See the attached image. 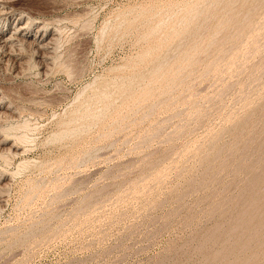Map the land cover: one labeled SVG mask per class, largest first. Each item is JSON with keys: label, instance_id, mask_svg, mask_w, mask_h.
<instances>
[{"label": "rangeland", "instance_id": "rangeland-1", "mask_svg": "<svg viewBox=\"0 0 264 264\" xmlns=\"http://www.w3.org/2000/svg\"><path fill=\"white\" fill-rule=\"evenodd\" d=\"M12 1L0 264H264V0Z\"/></svg>", "mask_w": 264, "mask_h": 264}, {"label": "bare ground", "instance_id": "bare-ground-1", "mask_svg": "<svg viewBox=\"0 0 264 264\" xmlns=\"http://www.w3.org/2000/svg\"><path fill=\"white\" fill-rule=\"evenodd\" d=\"M2 1H3V0H2ZM11 1H12V0H11ZM216 1L218 2V0H216ZM12 2H13V1H12ZM217 2H216V3H217ZM5 3H6V0H5ZM221 3H222V2H221ZM8 4H9V3H7V7H8ZM232 4H233V3H232ZM252 4H253V3H252ZM262 4H263V3H262ZM0 5L2 6L3 3H2V4L0 3ZM4 5H5V4H4ZM10 5H12V3H11ZM217 5H218V4H217ZM217 5H216V7H217ZM13 6H14V5H12V7H13ZM230 6H231V5H230ZM263 6H264V5H263ZM10 7H11V6H10ZM10 7H9V8H10ZM12 7H11V8H12ZM14 7H15V6H14ZM14 7H13V8H14ZM252 7H253V6H252ZM13 8H12V11H13ZM208 8H209V7H208ZM3 9H4V7H3ZM15 9H17V8H15ZM15 9H14V10H15ZM230 9H231V8H230ZM258 9H259V8H258ZM0 10H1V9H0ZM7 10H8V8H7ZM246 10H247V9H246ZM3 11H6V10L4 9ZM8 11H11V10L9 9ZM208 11H209V10H208ZM250 11H251V10H250ZM0 12H2V11H0ZM17 12H18V11H17ZM211 12H212V11H211ZM241 12H242V11H241ZM247 12H248V11H247ZM209 13H210V12H209ZM239 13H240V12H239ZM243 13H244V12H243ZM3 14H4V13H3ZM3 14L1 13L0 15H3ZM20 14L22 15L23 13H20ZM234 14H235V12H234ZM237 14H238V13H237ZM250 14H251V12H250ZM253 14H254V12H253ZM25 15H26V14H24V16H25ZM210 15H211V14H210ZM210 15H209V16H210ZM17 16H19V15H17ZM28 16H29V15H28ZM227 16H228V15H227ZM227 16H226V17H227ZM243 16H244V15H243ZM228 17H230V16H228ZM228 17H227V19L230 20ZM232 17H233V16H232ZM232 17H230V18H232ZM235 17H236V16H235ZM3 18H4V17H3ZM28 18H29V17H27V20H28ZM236 18H237V17H236ZM248 18H250V17H248ZM253 18H255V17H253ZM253 18H252V19H253ZM0 19H1V18H0ZM240 19H241V18H240ZM17 20H18V19H17ZM31 20H32V19H31ZM203 20H204V18H203ZM221 20H222V19H221ZM237 20H238V19H237ZM3 21H4V20H3ZM23 21H24V20H22V22H23ZM28 21H30V20H28ZM32 21H33V20H32ZM32 21H31V22H32ZM222 21H223V20H222ZM230 21H231V20H230ZM244 21H246V20H244ZM24 22H25V21H24ZM220 22H221V21H220ZM224 22H225V21H224ZM226 22H227V21H226ZM237 22H238V21H237ZM246 22H247V21H246ZM246 22H245V23H246ZM13 23H14V22H13ZM26 23H28V22L26 21ZM26 23H23V24H26ZM36 23H37V22H36ZM227 23H228V22H227ZM232 23H233V22H232ZM4 24H5V23H4ZM23 24L20 23V24L17 25L15 28H14V27H12V28H13L14 30H21V28H22L21 25H23ZM221 24H224V23H221ZM0 25H1V24H0ZM201 25H202V24H201ZM217 25H219V23H218ZM217 25H216V26H217ZM227 25H228V24H227ZM243 25H244V24H243ZM245 25H246V24H245ZM5 26H6V25H5ZM24 26H25V25H23V27H24ZM238 26H239V25H238ZM221 27H222V26H221ZM223 27H224V26H223ZM228 27H229V26H228ZM241 27H242V26H241ZM247 27H248V26H247ZM226 28H227V27H226ZM248 28H249V27H248ZM221 29H222V28H221ZM230 29H231V28H230ZM240 29H241V28H240ZM2 30H4V29H2ZM11 30H12V29H11ZM55 30H56V29H55ZM241 30H242V29H241ZM4 31H5V30H4ZM238 31H239V30H238ZM6 32H7V31H6ZM16 32H17V31H16ZM233 32H234V31H233ZM2 33H3V31H2ZM11 33H12V32H11ZM216 33H217V32H216ZM236 33L238 34V32H236ZM236 33H235V34H236ZM244 33H245V32H244ZM249 33H250V32H249ZM4 34H5V33H4ZM7 34H8V33H7ZM232 34H233V33L231 32L230 35H232ZM12 35H13L15 38H17L16 35H14L13 33H12ZM12 35H9V37L12 36ZM20 35H21V34H20ZM35 35H36V34H35ZM238 35H239V34H238ZM4 36H5V35H4ZM4 36H3V37H4ZM13 36H12V37H13ZM33 36H34V35H33ZM51 36H52V35H50V38H51ZM228 36H229V35H228ZM256 36H257V35H256ZM256 36H255V37H256ZM259 36H260V35H259ZM5 37H6V36H5ZM5 37L3 38L4 41H5V39L8 38V35H7L6 38H5ZM18 37H20V36H18ZM39 37H40V39H42V33H40V34L38 35V38H39ZM48 37H49V36H48ZM48 37H47V38H48ZM217 37H218V36H217ZM217 37H216V38H217ZM235 37H236V36H235ZM255 37H254V38H255ZM257 37H258V36H257ZM15 38H14L13 40H15ZM22 38H23V37H22ZM225 38H226V37H225ZM231 38H232V37H231ZM258 38H260V37H258ZM9 39H10V38H9ZM11 39H12V38H11ZM11 39H10V40H11ZM17 39H19V38H17ZM17 39H16V42H17ZM27 39H28V38H27ZM27 39H26V40H27ZM31 39H32V38H31ZM44 39H45V38H44ZM229 39H230V38H229ZM261 39H262V38H261ZM263 39H264V38H263ZM24 40H25V39H24ZM50 40H51V39H50ZM50 40H49V41H50ZM225 40H226V39H225ZM227 40H228V39H227ZM252 40H253V39H252ZM254 40H255V39H254ZM258 40H259V39H258ZM258 40H257V41H258ZM21 41H22V39H21ZM216 41H217V40H216ZM223 41H224V40H223ZM228 41H229V40H228ZM2 42H3V41H2ZM2 42H0V43H2ZM19 42H20V40H19ZM24 42H26V41H24ZM39 42H40V41H39ZM47 42H48V41H46V43H47ZM214 42H215V40H214ZM260 42H261V41H260ZM5 43H7V42H5ZM13 43H14V42H13ZM26 43H27V42H26ZM36 43H37V42H36ZM200 43H201V42H200ZM204 43H205V42H204ZM231 43H232V42H231ZM29 44H30V43H29ZM32 44H33V42H32ZM34 44H35V41H34ZM41 44H42V42H41ZM43 44H44V43H43ZM47 44H48V43H47ZM210 44H211V43H210ZM215 44H216V43H215ZM240 44H241V43H240ZM254 44H255V43H254ZM0 45H1V44H0ZM5 45H6V44H5ZM37 45H40V43H39V44H36V45H35V48L37 47ZM202 45H203V44H202ZM221 45H222V44H221ZM233 45H234V44H233ZM1 46H2V45H1ZM3 46H4V43H3ZM11 46H12V45H11ZM42 46H45V45H40V47H42ZM209 46H210V45H209ZM209 46H208V47H209ZM222 46H223V45H222ZM224 46H225V45H224ZM241 46H242V45H241ZM258 46H259V45H258ZM8 47H9V45H8ZM38 47H39V46H38ZM38 47H37V48H38ZM198 48H199V47H198ZM213 48H214V47H213ZM220 48H221V47H220ZM223 48H224V47H223ZM225 48H226V47H225ZM225 48H224V49H225ZM228 48H229V47H228ZM262 48H263V47H262ZM224 49H223V51H225ZM241 49H242V48H241ZM10 50H11V49H10ZM196 50H197V49H196ZM218 50H219V48H218ZM261 50H262V49H261ZM30 51H31V50H30ZM220 51H222V49H221ZM244 51H245V50H244ZM248 51H249V50H248ZM245 52H246V51H245ZM192 53H193V52H192ZM240 53H241V52H240ZM242 53H243V52H242ZM8 55H9V54H8ZM188 56H189V55H188ZM190 56H191V55H190ZM244 56H246V55H244ZM235 57H236V56H235ZM238 57H239V56H238ZM14 58H15V57H14ZM189 58H190V57H189ZM192 58H193V57H192ZM233 58H234V57H233ZM236 58H237V57H236ZM240 58H241V57H240ZM214 59H215V58H214ZM216 59H217V58H216ZM220 59H222V58H220ZM231 59H232V58H231ZM243 59H244V58H243ZM187 60H188V59H187ZM262 60H263V58H262ZM47 61H48V60H47ZM217 61H218V60H217ZM221 61H222V60H221ZM224 61H225V60H224ZM191 62H192V61H191ZM219 62H220V61H219ZM227 62H228V61H227ZM232 62H233V61H232ZM261 62H262V61H261ZM261 62H260V64H261ZM244 63H245V62H244ZM254 63H255V62H254ZM56 64H57V63H56ZM212 64H214V61H213ZM215 64H216V63H215ZM218 64H219V63H218ZM223 64H224V63H223ZM235 64H236V63H235ZM256 64H257V63H256ZM47 65H48V63H47ZM185 65H186V64H185ZM189 65H190V63H189ZM237 65H238V64H237ZM250 65H251V64H250ZM225 66H226V65H225ZM235 66H236V65H235ZM178 67H179V66H178ZM223 67H224V66H223ZM259 67H260V66H259ZM182 68H183V67H182ZM229 68H230V67H229ZM231 68H232V66H231ZM237 68H238V67H237ZM246 68H247V67H246ZM261 68H263V65H261ZM261 68H260L259 71H257L258 73L261 71ZM253 69H254V68H253ZM180 70H181V69H180ZM205 70H206V69H205ZM248 70H249V69H248ZM257 70H258V69H257ZM263 70H264V69H263ZM255 71H256V70H255ZM253 72H254V71H253ZM253 72H252V73H253ZM257 72H256V74H257V76H258V73H257ZM261 72H262V71H261ZM261 72H260V73H261ZM249 73H250V72H249ZM262 73H264V72H262ZM262 73H261V74H262ZM262 75H263V74H262ZM262 75H261V77L264 76V75H263V76H262ZM257 76H255V77H257ZM259 77H260V74H259L257 80H259L260 82H261V81L263 82L264 78H263V79H261V78L259 79ZM242 79H243V78H242ZM249 79H250V78H249ZM252 79H253V77H252ZM252 79H251V81H253ZM247 80H248V79H247ZM156 81H157V80H156ZM243 81H245V80H243ZM255 81H256V79H255ZM259 81H258V82H259ZM241 82H242V81H241ZM253 82H254V81H253ZM253 82H252V83H253ZM260 82H259V84H260ZM242 84H243V83H242ZM248 84H249V83H248ZM254 84H255V83H254ZM171 85H172V83H171ZM171 85H168V87H170ZM173 85H174V83H173ZM238 85H239V84H238ZM245 85H246V84H244L243 86H245ZM250 85H251V84H250ZM261 85H262V84H261ZM256 86H259V85H258V84H257V85L255 84V86H251V87H254V88H253V91H254V89H256V88H255ZM165 87H166V86H165ZM231 87H232V86H231ZM247 87H248V86H247ZM249 87H250V86H249ZM240 88H241V87H240ZM171 89L173 90V88H171ZM241 89H242V88H241ZM257 89H258V87H257ZM257 89L255 90L256 92H257ZM263 89H264V88H263ZM167 90H169V88H167ZM172 90H169V91H172ZM228 90H229V89H228ZM237 90H238V89H237ZM249 90L253 93V91H252L251 89H249ZM165 91H166V89H165ZM225 91H226V90H225ZM232 91H233V90H232ZM260 91H261V90H260ZM251 92H250L249 94H252ZM143 93H144V92H143ZM143 93H142V95H143ZM237 93H238V92H237ZM145 94H146V92H145ZM145 94H144V95H145ZM240 94H241V93H240ZM246 94H248V91H247ZM246 94H245V95L242 94V97L245 96V97L248 98V97L250 96L249 94H248V96H247ZM144 95H143V96H144ZM255 95H256V94H255ZM255 95H254V96H255ZM148 96H149V95H148ZM148 96H147V97H148ZM257 96H258V95H257ZM147 97H146V98H147ZM239 97L241 98V96H239ZM252 97H253V96H252ZM142 98H143V97H142ZM250 98H251V97H250ZM257 98H258V97H257ZM261 98H262V97H261ZM143 99H144V98H143ZM230 99H231V98H230ZM241 99H242V98H241ZM217 100H218V99H217ZM234 100H235V99H234ZM237 100H238V99H237ZM237 100H236V101H237ZM238 101H239V100H238ZM238 101H237V102H238ZM209 102H210V101H209ZM233 102H234V101H233ZM233 102H232V103H233ZM242 102H243V101H242ZM215 103H216V102H215ZM235 103H236V102H235ZM235 103H234V104H235ZM248 103H249V102H248ZM128 104H129V103H128ZM217 105H218V104H217ZM217 105H216V106H217ZM221 105H222V104H221ZM209 106H210V105H209ZM234 106H235V105H234ZM246 106H247V105H246ZM217 107H218V106H217ZM221 107H222V106H221ZM221 107H220V108H221ZM238 107H239V106H238ZM241 107H243V105H242ZM212 108H213V107H212ZM239 108H240V107H239ZM234 109H235V107H234ZM242 109H243V108H242ZM210 110H211V109H210ZM216 110H217V109H216ZM240 110H241V109H240ZM103 111H104V109H103ZM229 111H230V110H229ZM104 112H105V111H104ZM235 112H236V111H235ZM239 112H241V111H239ZM243 112H244V111H243ZM146 113H147V111L145 112V114H146ZM182 113H183V112H182ZM226 113H227V111H226ZM229 113H231V112H229ZM246 113H247V112H246ZM227 114H228V113H227ZM227 114H226V115H227ZM231 114L233 115V112H232ZM241 114H242V113H241ZM100 115H101V114H100ZM212 115H213V114H212ZM235 115H236V114H235ZM242 115H243V114H242ZM245 115H246V114H245ZM210 117H212V116H210ZM225 117H226V116H225ZM242 117H243V116H242ZM244 117H245V116H244ZM247 117H248V116H247ZM231 118H232V116H231ZM226 119H227V118H226ZM206 120H208V119H206ZM235 120H236V119H235ZM237 120H238V119H237ZM245 120H246V119H245ZM25 121H26V120H25ZM211 121H212V119H211ZM218 121H219V120H218ZM242 121H244V120H242ZM206 122H207V121H206ZM258 122H259V121H258ZM241 123H242V122H241ZM184 124H185V123H184ZM235 124H236V123H235ZM181 125H182V124H181ZM228 125H229V124H228ZM26 126H27V125H26ZM238 127H239V126H238ZM238 127H237V128H238ZM204 128H205V127H204ZM251 128H252V127H251ZM9 129H10V128H9ZM180 129H181V128H180ZM254 129H255V128H254ZM181 130H182V129H181ZM173 131H174V130H173ZM230 131H231V130H230ZM152 132L155 134L154 131H152ZM156 132H157V131H156ZM169 132H170V131H169ZM171 132H172V131H171ZM174 132H175V131H174ZM174 132H173V133H174ZM178 132H179V129H178ZM181 132H182V131H181ZM221 132H222V131H221ZM221 132H220V133H221ZM226 132H227V131H226ZM150 133H151V131H150ZM153 133H152V134H153ZM175 133H176V132H175ZM182 133H183V132H182ZM230 133H231V132H230ZM234 133H235V132H234ZM178 134H179V133H178ZM173 135H174V134H173ZM230 135H231V134H230ZM155 136H156V134H155ZM220 136H221V135H220ZM147 137H148V136H147ZM152 137H153V135H152ZM168 137H169V136H168ZM218 138H219V137H218ZM220 138H222V137H220ZM237 138H238V137H237ZM148 139H149V137H148ZM151 139H152V138H151ZM20 140H21V139H20ZM260 140H261V139H260ZM143 141H144V140H143ZM236 141H237V140H236ZM251 141H252V140H251ZM205 142H206V141H205ZM210 142H211V140H210ZM237 143H238V142H237ZM253 143H254V142H253ZM110 144H111V143H110ZM220 144H221V143H220ZM225 144H227L226 141H225ZM262 144H263V143H262ZM231 145H232V144H231ZM110 146H111V145H110ZM12 147H13V149H15L16 146H13V145H12ZM210 147H211V146H210ZM213 147H214V146H213ZM16 148H17V147H16ZM221 148H222V147H221ZM241 148H242V147H241ZM241 148H240V149H241ZM262 148H263V147H262ZM206 151H207V150H206ZM246 151H247V150H246ZM93 152H94V151H93ZM236 152H237V151H236ZM250 152H251V151H250ZM87 153H88V152H87ZM206 153H207V152H206ZM85 154H86V152H85ZM261 154H262V153H261ZM83 155H84V154H82L81 156H83ZM89 155L91 156V154L88 153V156H89ZM252 155H253V154H252ZM81 156H80V157H81ZM88 156H87V157H88ZM241 156H243V155H241ZM244 156H245V155H244ZM250 156H251V155H250ZM83 157H84V156H83ZM205 157H206V156H205ZM216 157H218V156H216ZM85 158H86V157H85ZM88 158H90V157H88ZM207 158H208V156H207ZM241 158H242V157H241ZM73 159H74V158H73ZM76 159H77V158H76ZM81 159H82V161H83V158H82V157H81ZM215 159H216V158H215ZM243 159H244V157H243ZM248 159H249V158H248ZM87 160H88V159H87ZM240 160L242 161V159H240ZM204 161H205V160H204ZM207 161H208V160H207ZM254 161H255V160H253V162H254ZM76 162H79V160L76 161ZM83 162H85V161H83ZM242 162H243V161H242ZM251 162H252V161H251ZM251 162H250V163H251ZM239 163H240V162H239ZM79 164H80V163H79ZM79 164H77V165H79ZM243 164H244V163H243ZM251 164H252V163H251ZM255 164H256V163H255ZM228 165H229V164H228ZM254 167H255V166H254ZM244 168H245V167H244ZM246 169H247V168H246ZM240 174H241V173H240ZM224 175H225V174H224ZM246 175H247V174H246ZM231 176H232V175H231ZM240 176H241V175H240ZM227 177H228V176H227ZM254 177H255V176H254ZM243 178H244V177H243ZM225 180H226V179H225ZM233 180H234V179H233ZM49 181H50V180H49ZM49 181H48V182H49ZM45 183H46V182H45ZM52 183H53V182H52ZM47 184H48V183H47ZM47 184H46V185H47ZM38 185H39V184H38ZM38 185H37V186H38ZM42 185H44V184L42 183ZM252 185H253V183H252ZM255 185H256V184H255ZM37 186H36V187H37ZM47 186H48V185H47ZM247 186H248V185H247ZM253 186H254V185H253ZM0 187H1V186H0ZM32 187H33V186H32ZM251 187H252V186H251ZM1 188H2V187H1ZM38 188H39V187H38ZM36 189H37V188H36ZM50 189H51V188H50ZM234 189H235V188H234ZM37 190H38V189H37ZM37 190H36V191H37ZM39 190H40V189H39ZM32 191H33V190H32ZM32 191H31V192H32ZM52 191H53V190H52ZM252 191H253V190H252ZM37 192H38V191H37ZM37 192H35V194H36ZM33 193H34V192H33ZM33 193H32V194H33ZM229 194H230V193H229ZM33 196H35V195H33ZM33 196H31V197H33ZM58 196H59V195H58ZM226 196H227V195H226ZM31 197L29 198L30 200L32 199ZM250 198H251V197H250ZM252 200H253V199H252ZM26 201H27V200H26ZM250 203H251V201H250ZM235 204H237V202H236ZM250 205H251V204H250ZM250 205H249V207L252 206V205H251V206H250ZM226 206H227V205H226ZM81 207H82V206H81ZM246 207H248V206H246ZM246 207H245V208H246ZM256 207H257V206H256ZM256 207L253 206V208H256ZM245 208H244V210H245ZM248 209H249V208H248ZM244 210H243V211H244ZM76 211H77V210H76ZM243 211H242V212H243ZM248 211L251 212L250 209H249ZM244 212H245V211H244ZM246 212H247V209H246ZM241 214H242V213H241ZM243 214H244V213H243ZM245 214H246V213H245ZM249 214H250V213H248V215H249ZM248 215H247V216H248ZM253 216H254V215H253ZM260 216H262V215H260ZM254 217H255V216H254ZM251 218H252V217H251ZM246 219H247V217H246ZM244 220H245V219H244ZM36 221H38V220H36ZM36 221H35V223H36ZM241 221H242V219H241ZM37 223H38V222H37ZM39 223H42V222H39ZM39 223H38V226L40 225ZM46 223H47V222H46ZM240 223H241V222H240ZM254 223H255V222H254ZM263 223H264V222H263ZM47 224H48V223H47ZM35 225H36V224H35ZM42 225L47 226V225L44 224V223L41 224V226H42ZM237 225H238V224H237ZM260 225L262 226V224H260ZM263 225H264V224H263ZM36 226H37V225H36ZM38 226H37V227H38ZM41 226H39V227H41ZM37 227H35V228H37ZM39 227H38V228H39ZM232 227H233V226H232ZM258 227H259V226L257 225V228H258ZM42 228H43V226H42ZM236 228H237V227L235 226V230H236ZM240 228H241V227H240ZM259 228H260V227H259ZM240 230H241V229H240ZM240 230H239V232L237 231L239 234H240V232H241ZM253 230H254V229H253ZM258 230H259V229H258ZM219 231H220V230H219ZM232 231H233V229H232ZM255 231H256V230H254V232H255ZM260 231H261V230H260ZM3 232H5V231H3ZM7 232H8V231H7ZM5 233H6V232H5ZM8 233H9V232H8ZM256 233H257V231H256ZM256 233H254V234H256ZM2 234H4V233H2ZM250 234H251V233H250ZM26 236H27V234H26ZM255 236H257V234H256ZM263 236H264V235H263ZM238 237H240V236H238ZM253 237H254V235H253ZM260 237H261V236H260ZM24 239H25V237H24ZM228 239H229V238H228ZM238 239H239V238H238ZM254 239H255V238H254ZM20 240H23V239H20ZM211 240H212V239H211ZM236 240H237V238H236ZM236 240L233 241V242H237ZM249 240H250V239H249ZM231 241H232V240H231ZM252 241H253V240H252ZM246 242H248V240H247ZM237 243H238V242H237ZM248 243H249V242H248ZM246 244H247V243H246ZM250 244H251V243H250ZM230 245H231V243H230ZM242 245H243V244H242ZM242 245H240V246H242ZM244 245H245V244H244ZM244 245H243V246H244ZM247 245H248V244H247ZM230 247H231V246H230ZM233 247L235 248L234 245H233ZM245 247H246V245H245ZM242 248H243V247H242ZM232 249H233V248H232ZM232 249L230 248V251H231ZM227 250H228V249H227ZM233 251H235V250L233 249ZM218 252L220 253V251H218ZM237 252H238V251H237ZM263 254H264V253H263ZM221 256H222V255H221ZM217 257H218V256H216V259H217ZM219 257H220V256H219ZM219 257H218V258H219ZM226 257H227V256H226ZM235 257H236V256H235ZM221 259H222V258H221ZM223 261H224V260H223ZM232 262H233V261H232ZM228 263H230V262H228Z\"/></svg>", "mask_w": 264, "mask_h": 264}]
</instances>
